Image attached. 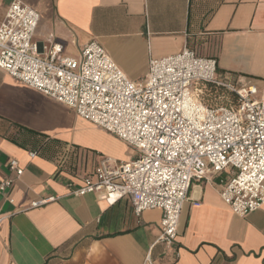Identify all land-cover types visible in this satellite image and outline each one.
<instances>
[{"label":"crops","instance_id":"1","mask_svg":"<svg viewBox=\"0 0 264 264\" xmlns=\"http://www.w3.org/2000/svg\"><path fill=\"white\" fill-rule=\"evenodd\" d=\"M13 1L0 0V23ZM19 1L40 15L35 42L41 54L52 40L79 59L96 41L139 84L150 60L187 48L215 59L219 74L264 87V0ZM136 155L0 70V182L15 177L10 162L23 169L12 191L0 194V264H264V205L246 217L234 215L220 196L226 173L193 183L171 250L156 244L160 210L136 217L127 197L111 205L93 194L70 195L102 159L129 162ZM50 197L57 199L32 207Z\"/></svg>","mask_w":264,"mask_h":264},{"label":"built area","instance_id":"2","mask_svg":"<svg viewBox=\"0 0 264 264\" xmlns=\"http://www.w3.org/2000/svg\"><path fill=\"white\" fill-rule=\"evenodd\" d=\"M39 23L32 7L19 0L10 4L0 23V70L137 152L129 162L102 159L71 196L93 194L111 205L127 197L136 217L160 210L156 244L168 250L175 246L194 182L226 173L229 180L220 196L234 215L243 218L262 208L264 87L260 91L240 78L219 74L215 59L187 48L150 60L145 80L135 84L96 41L84 46L79 59L65 56L62 45L52 40L41 54L35 42ZM221 91L232 96L229 103L219 102ZM9 170L15 177L0 182L3 195L23 174L17 161L10 162ZM8 202L13 204V198ZM179 255L176 251L175 257Z\"/></svg>","mask_w":264,"mask_h":264},{"label":"trees","instance_id":"3","mask_svg":"<svg viewBox=\"0 0 264 264\" xmlns=\"http://www.w3.org/2000/svg\"><path fill=\"white\" fill-rule=\"evenodd\" d=\"M220 94H221V96L223 95V100H224V102L222 103V105L223 104H227V103L230 102V100H232V96L229 93L224 92V91H221Z\"/></svg>","mask_w":264,"mask_h":264},{"label":"rangeland","instance_id":"4","mask_svg":"<svg viewBox=\"0 0 264 264\" xmlns=\"http://www.w3.org/2000/svg\"><path fill=\"white\" fill-rule=\"evenodd\" d=\"M254 83L258 85L257 87H258V89L261 91L263 86H261V84H259V83H257V82H254ZM263 85H264V84H263ZM219 96H220V93H219ZM220 101H222V103L224 102V100H223V95H222V100H219V102H220ZM89 134L92 135L91 133H89ZM126 155L129 156V157H132V156H133V153H132V152H127Z\"/></svg>","mask_w":264,"mask_h":264},{"label":"bare ground","instance_id":"5","mask_svg":"<svg viewBox=\"0 0 264 264\" xmlns=\"http://www.w3.org/2000/svg\"><path fill=\"white\" fill-rule=\"evenodd\" d=\"M186 106H188V105H186Z\"/></svg>","mask_w":264,"mask_h":264}]
</instances>
